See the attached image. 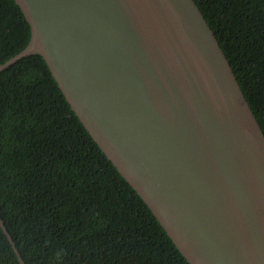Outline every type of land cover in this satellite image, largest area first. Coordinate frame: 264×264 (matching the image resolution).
<instances>
[{
    "label": "water",
    "instance_id": "95a60500",
    "mask_svg": "<svg viewBox=\"0 0 264 264\" xmlns=\"http://www.w3.org/2000/svg\"><path fill=\"white\" fill-rule=\"evenodd\" d=\"M14 1L30 37L0 71L44 59L189 264H264V133L196 2Z\"/></svg>",
    "mask_w": 264,
    "mask_h": 264
},
{
    "label": "trees",
    "instance_id": "16d2710c",
    "mask_svg": "<svg viewBox=\"0 0 264 264\" xmlns=\"http://www.w3.org/2000/svg\"><path fill=\"white\" fill-rule=\"evenodd\" d=\"M194 1L264 133V0ZM29 37L19 6L0 0V65ZM0 219L15 245L0 225V264H189L39 55L0 71Z\"/></svg>",
    "mask_w": 264,
    "mask_h": 264
},
{
    "label": "clouds",
    "instance_id": "9594fccd",
    "mask_svg": "<svg viewBox=\"0 0 264 264\" xmlns=\"http://www.w3.org/2000/svg\"><path fill=\"white\" fill-rule=\"evenodd\" d=\"M25 264V263H24Z\"/></svg>",
    "mask_w": 264,
    "mask_h": 264
}]
</instances>
